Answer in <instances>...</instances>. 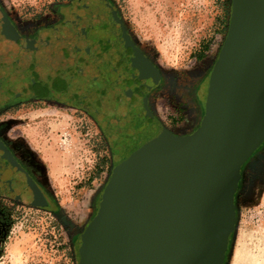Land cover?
<instances>
[{
    "label": "rangeland",
    "instance_id": "374dc122",
    "mask_svg": "<svg viewBox=\"0 0 264 264\" xmlns=\"http://www.w3.org/2000/svg\"><path fill=\"white\" fill-rule=\"evenodd\" d=\"M66 1L0 3L25 32L36 33L57 23ZM112 1L155 67L149 95L154 114L176 135L196 131L206 113L211 73L236 21L235 0ZM94 120L88 110L54 101L20 111L12 100L0 106L1 136L27 153L54 200L48 208L12 204L14 198L0 195V264H78L80 238L114 168L106 135ZM236 191L228 264H264V150L241 166ZM238 249L241 260L235 263Z\"/></svg>",
    "mask_w": 264,
    "mask_h": 264
},
{
    "label": "flooded vegetation",
    "instance_id": "af4514ba",
    "mask_svg": "<svg viewBox=\"0 0 264 264\" xmlns=\"http://www.w3.org/2000/svg\"><path fill=\"white\" fill-rule=\"evenodd\" d=\"M113 9L112 0H67L57 23L27 33L0 3V106L10 100L19 111L49 101L70 104L88 110L106 135L114 168L82 234L80 254L88 259L83 264H110L97 262L106 249L112 251L111 264H228L236 213L230 229L216 223L202 230L197 220L189 222L116 167V153L136 132L145 106L164 124L149 105L155 67L151 62L154 84L144 95L133 46L146 54L123 21L121 28ZM0 141V195L14 198L12 204L52 207L31 158L1 134ZM263 150L264 141L252 154ZM233 192L235 205V185Z\"/></svg>",
    "mask_w": 264,
    "mask_h": 264
},
{
    "label": "water",
    "instance_id": "95a60500",
    "mask_svg": "<svg viewBox=\"0 0 264 264\" xmlns=\"http://www.w3.org/2000/svg\"><path fill=\"white\" fill-rule=\"evenodd\" d=\"M236 4V21L209 79L200 127L176 135L145 106L136 132L115 156L116 167L133 182L152 190L189 222L197 220L202 230L216 223L232 227L233 190L241 166L264 141V0H236ZM113 10L124 30L119 12ZM133 47L147 95L154 70L151 61ZM108 253L112 255L111 250L103 251L97 262L107 263Z\"/></svg>",
    "mask_w": 264,
    "mask_h": 264
},
{
    "label": "trees",
    "instance_id": "16d2710c",
    "mask_svg": "<svg viewBox=\"0 0 264 264\" xmlns=\"http://www.w3.org/2000/svg\"><path fill=\"white\" fill-rule=\"evenodd\" d=\"M235 2H236V0H235ZM81 240H82V237L80 238ZM80 240V241H81ZM83 246V245H82ZM80 248H81V244L79 243V246H78V248H77V253H78V264H83V262H84V260L85 259H83V258H81V254H80ZM111 262V260L110 259H108L107 260V263H110ZM112 263V262H111Z\"/></svg>",
    "mask_w": 264,
    "mask_h": 264
},
{
    "label": "bare ground",
    "instance_id": "6f19581e",
    "mask_svg": "<svg viewBox=\"0 0 264 264\" xmlns=\"http://www.w3.org/2000/svg\"><path fill=\"white\" fill-rule=\"evenodd\" d=\"M241 252H240V250L238 249V250H236L235 251V254H234V260H235V263H238L239 262V260H241Z\"/></svg>",
    "mask_w": 264,
    "mask_h": 264
},
{
    "label": "crops",
    "instance_id": "0c3cea01",
    "mask_svg": "<svg viewBox=\"0 0 264 264\" xmlns=\"http://www.w3.org/2000/svg\"><path fill=\"white\" fill-rule=\"evenodd\" d=\"M187 134H189L188 132H184L182 135H187Z\"/></svg>",
    "mask_w": 264,
    "mask_h": 264
}]
</instances>
